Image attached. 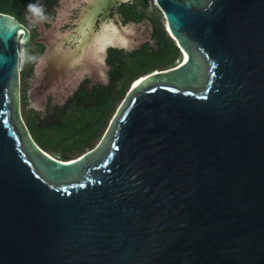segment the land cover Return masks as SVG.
<instances>
[{
    "label": "water",
    "instance_id": "1",
    "mask_svg": "<svg viewBox=\"0 0 264 264\" xmlns=\"http://www.w3.org/2000/svg\"><path fill=\"white\" fill-rule=\"evenodd\" d=\"M117 1L94 0L76 42L69 29L45 41L36 93L128 47L111 22L118 36L88 42ZM157 2L177 64L140 76L77 157L32 136L31 31L0 11V264H264V0Z\"/></svg>",
    "mask_w": 264,
    "mask_h": 264
},
{
    "label": "flooded vegetation",
    "instance_id": "2",
    "mask_svg": "<svg viewBox=\"0 0 264 264\" xmlns=\"http://www.w3.org/2000/svg\"><path fill=\"white\" fill-rule=\"evenodd\" d=\"M10 5H14L16 10L21 12L26 21L23 22L31 31V46L29 60L25 66L30 65V71L22 79L21 74V90L24 85L26 86L25 92L28 95V90L31 88V81L36 77L35 65L39 58L46 50L44 41H35L40 36L39 29L51 26L54 28V33L64 32L62 29H69L72 31V43L76 39L82 37V32L79 28L82 23V16L89 9L93 8L94 0H9ZM34 13L41 15L34 16ZM60 13L62 22L58 27L54 26ZM114 26H125L126 31L124 36L128 39V47L110 46L104 51L103 64L100 68L93 64L90 68L85 70L83 78L80 79L77 88L68 95L63 102H50L47 106L46 114L42 117L49 116L59 106H64L69 102L75 104L77 101L80 103L85 102L84 98L80 97V91L85 89L88 97L96 99L98 93H103L109 82V76L116 69L126 68L129 69L130 74L140 73L137 76L149 74L157 67L145 70L147 56L153 53V50L158 49L159 45L165 43L168 37H172L174 42L176 40L171 33L165 13L157 0H118L115 4L99 12L97 20L91 25L93 33L86 26V33L93 34L88 37L92 43H102V36L104 33L112 29L108 27L109 23ZM62 27V28H61ZM108 29V30H107ZM113 30H111L112 32ZM102 38V39H101ZM40 44L42 50L35 54V61L30 64L32 58V45ZM112 61V63L110 62ZM94 62V61H93ZM24 66V67H25ZM93 68V69H92ZM153 70V71H150ZM25 80V81H24ZM136 80V79H134ZM23 91V90H22ZM78 94V95H77ZM78 97L79 99H75ZM27 106L35 108L31 105L28 97Z\"/></svg>",
    "mask_w": 264,
    "mask_h": 264
},
{
    "label": "trees",
    "instance_id": "3",
    "mask_svg": "<svg viewBox=\"0 0 264 264\" xmlns=\"http://www.w3.org/2000/svg\"><path fill=\"white\" fill-rule=\"evenodd\" d=\"M0 11L15 15L20 21L25 22V16L10 5L9 0H0ZM42 50L40 44L32 45V58ZM180 48L172 37H168L166 44L159 45L158 49L147 56L145 70L157 67L166 69L177 64ZM112 63V61L110 60ZM31 66H25L22 79L30 71ZM153 71V70H150ZM140 73L130 74L129 69L114 70L109 76V82L103 93L97 92L96 99L87 96L85 89L80 91V97L85 102L68 103L59 106L48 117H42L40 112L27 106L28 95L24 85L21 95V114L34 139L48 152L61 151L72 157H77L88 149L95 147L105 134L111 119L116 113L122 100L129 89L139 80ZM136 79V81L134 80ZM25 81V80H24ZM78 95V94H77ZM75 99H79L76 97ZM51 132L59 133L54 136Z\"/></svg>",
    "mask_w": 264,
    "mask_h": 264
},
{
    "label": "rangeland",
    "instance_id": "4",
    "mask_svg": "<svg viewBox=\"0 0 264 264\" xmlns=\"http://www.w3.org/2000/svg\"><path fill=\"white\" fill-rule=\"evenodd\" d=\"M36 15L38 16L41 14L34 13V16H36ZM53 32H55V31H54L52 26L49 29L47 27L41 28V29H39L40 36L37 37L35 39V41H44L45 42L48 38H50L53 35ZM45 44H46V42H45ZM46 48H47V46H46ZM102 61H103V58L98 59V61L95 63L93 61H91V62L100 68L101 63L103 64ZM35 75H36V77L34 78V80L32 79V81H31V88L28 90V97H29L31 105H33L40 112H42V114H46L47 106L50 102V98H52L53 102H55V103L56 102H58V103L63 102V100L68 95L73 93V91L77 88V85H78L80 79L83 78V76H80V78L75 80V81H69L68 83H66L65 85H63L61 87L52 88L51 90H48V91H45L43 93L38 94V93H36V91H37V84L39 82V80H38L39 76H38V72L36 69V65H35ZM133 83H132V85H133ZM51 134L54 136L59 135V133H57V132H51Z\"/></svg>",
    "mask_w": 264,
    "mask_h": 264
},
{
    "label": "bare ground",
    "instance_id": "5",
    "mask_svg": "<svg viewBox=\"0 0 264 264\" xmlns=\"http://www.w3.org/2000/svg\"><path fill=\"white\" fill-rule=\"evenodd\" d=\"M111 30H112V29H109V31H107L106 33L103 34V36H102V38H103L102 43L104 42V40H105L109 35H111V36H113V37L117 35V33H116L115 31H112V32H111ZM117 36H118V35H117ZM102 38H101V39H102ZM110 38H111V37H110ZM106 43H107V42H106ZM92 69H93V68H92ZM139 82H140V79L137 80V82H136L135 84H138ZM135 84H134V85H135Z\"/></svg>",
    "mask_w": 264,
    "mask_h": 264
}]
</instances>
